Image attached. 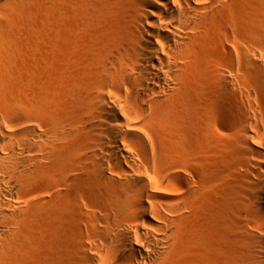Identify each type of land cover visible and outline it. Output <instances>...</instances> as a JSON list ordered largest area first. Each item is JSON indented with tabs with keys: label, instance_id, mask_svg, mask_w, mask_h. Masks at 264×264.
I'll list each match as a JSON object with an SVG mask.
<instances>
[{
	"label": "bare ground",
	"instance_id": "obj_1",
	"mask_svg": "<svg viewBox=\"0 0 264 264\" xmlns=\"http://www.w3.org/2000/svg\"><path fill=\"white\" fill-rule=\"evenodd\" d=\"M0 264H264V0H0Z\"/></svg>",
	"mask_w": 264,
	"mask_h": 264
}]
</instances>
